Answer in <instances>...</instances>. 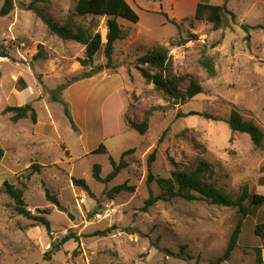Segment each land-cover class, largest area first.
Here are the masks:
<instances>
[{"label": "rangeland", "instance_id": "obj_1", "mask_svg": "<svg viewBox=\"0 0 264 264\" xmlns=\"http://www.w3.org/2000/svg\"><path fill=\"white\" fill-rule=\"evenodd\" d=\"M77 1L14 0L13 11L0 17V52L7 55L0 57V264H209L223 254L240 215L206 200L180 198L142 211L149 192L159 194L155 183L147 184V158L155 151L151 171L157 177L191 172L206 162L212 176L203 183L216 192L236 199L247 186L264 196V149L226 124L237 110L264 133V31L253 29L264 22V0H209L231 13L218 31L207 22L190 26L184 20L192 19L199 0H126L139 22L117 19L125 38L115 42L110 64L101 49L91 67L79 62L85 47L51 34L41 16L72 31L99 33L104 45L108 18L76 15ZM169 20L180 24L179 30ZM189 35L198 40L171 46ZM158 48L168 50L176 87L184 91L194 81L201 94L174 105L145 82L140 68L152 75L157 71L137 61ZM202 51L214 61L212 78L199 64ZM39 53L42 58H35ZM91 70L94 75L82 79ZM26 104L36 111L35 124L13 123L11 114L3 113ZM149 109L148 130L140 135L129 123H141ZM100 145L106 153L93 154ZM131 149L128 167L114 180L92 178L94 165L105 179L110 158L118 162ZM32 164L42 166L41 172L33 174ZM72 179L84 180L95 198L74 187ZM4 182L19 189L25 185L23 200L31 213L50 210L49 233L16 213ZM123 183L134 192L110 198L109 190ZM46 189L57 205L47 201ZM261 212L262 207L254 208L243 221L238 244L223 264H256L255 249L262 243L254 226ZM111 227L115 230L106 236L95 234ZM69 234L78 243L58 245ZM261 257L264 264V248Z\"/></svg>", "mask_w": 264, "mask_h": 264}, {"label": "trees", "instance_id": "obj_2", "mask_svg": "<svg viewBox=\"0 0 264 264\" xmlns=\"http://www.w3.org/2000/svg\"><path fill=\"white\" fill-rule=\"evenodd\" d=\"M31 8V7H29ZM14 9V0H2V6L0 8V17L6 16L11 13ZM74 12L78 16H96V17H107V35L106 43L103 45L101 42V37L99 33L91 35L87 33L84 29L77 27L75 32L72 31L68 26H58L50 18L41 15L42 20L46 24L49 32L56 35L62 41H74L85 47L84 59H80L79 62L84 67H91L94 57L101 51L104 54L107 63L110 64L112 61V55L114 52V44L118 40L125 38L123 31L117 23V19H122L130 23L136 24L139 22V16L135 10L128 4L126 0H78ZM231 14L226 6L213 5L210 4L209 0H199L195 7V12L192 19H184L189 21V25L192 26L194 22H207L211 24L212 30H220L225 23V15ZM166 20L168 17L164 15ZM234 15L232 19H234ZM171 24L175 25L178 30L180 24H177L173 20H169ZM250 29L248 27H243V30ZM253 29L264 31V22L262 25L253 27ZM197 35H189L187 38H180L175 43H171V46L180 47L191 41H197ZM213 46H216L213 44ZM1 58H7V55L0 52ZM35 58H42L39 53ZM138 64L140 66H147L155 69L157 72L151 74L147 69H139L141 76L145 79L146 83H152L154 89L157 92L163 94V99L167 102H172L174 105L182 104L186 100L192 99L195 96L202 93V88L196 82H191L190 85L181 91L176 87L177 79L172 77V63L168 58V50L165 48L155 49L140 59H138ZM199 64L207 72L209 77H214L216 75L215 64L212 57L205 55V51H202ZM94 75V70L90 71V74L85 75L82 79L90 78ZM22 86L24 82L20 80ZM57 101V98L54 97ZM153 110L149 109L144 112L143 120L139 124L129 123L131 129L138 132L140 135H144L148 130L149 117L151 116ZM4 114L10 113V120L13 123H17L20 120L29 119L33 124L37 121V114L35 109L31 104H26L20 107H7L3 111ZM64 113L68 118V121L74 127L73 120L70 116L69 109L67 106L64 107ZM206 119L212 121H221L218 117H212L210 115H204ZM229 129L232 132H237L240 134L247 135L253 146L258 149H264V133L260 130L252 121L244 120L241 114L237 110H231L229 118L226 121ZM106 148L104 145H100L95 149L93 154H105ZM135 152L134 149L124 152L121 159L115 162L110 158V164L112 167L111 172L107 175L105 179L101 177V168L99 165H94L92 170V178L99 183H108L114 180L125 168L128 167V162L125 157L132 155ZM4 157V151L0 145V163ZM155 161V151L149 154L147 158V184L150 185L155 183L159 189V194L154 196L153 193L149 192V197L145 201L142 211H147L158 201L169 202L175 198H180L186 201H197L206 200L211 205H217L224 208L236 209L240 218L238 219L226 245L223 254L220 257L214 259V261L209 264H223L230 260L233 250L236 248L240 235L242 233L243 221L252 214L253 209L262 207L260 221L254 226V235L261 240L262 248H264V196L252 193L249 191L247 186L242 187L240 195L236 199H232L226 195L216 192L210 186L203 183L206 178L212 176L210 171V166L206 162H201L197 168L191 172L187 171H174L169 178H161L154 176L151 171V165ZM43 167L40 165L32 164L30 169L32 173L41 172ZM31 173V174H32ZM29 177V176H28ZM27 177V178H28ZM72 184L74 187L82 189L90 198H95L91 192L87 183L82 179H72ZM5 193L13 200L15 207L14 210L17 214L26 217L31 220L34 227L43 226L45 227L47 233L50 232V222L45 216L51 214L49 209L39 210L36 209V215L31 213V211L26 209L25 202L23 200V189L15 188L7 182L3 184ZM122 192L132 193L134 192V187H129L126 183L114 186L109 190L108 196L113 198ZM45 197L47 201L51 202L53 205L58 204L56 197L51 196L49 190H45ZM248 202V205L245 203ZM115 230V227H111L102 232L95 233L96 235L106 236ZM70 240H74L78 243L79 239L73 235L69 234L63 237L58 245H64ZM58 245H53L54 249H58ZM261 247L255 249L256 251V264H263L261 257ZM47 254V253H46Z\"/></svg>", "mask_w": 264, "mask_h": 264}, {"label": "water", "instance_id": "obj_3", "mask_svg": "<svg viewBox=\"0 0 264 264\" xmlns=\"http://www.w3.org/2000/svg\"><path fill=\"white\" fill-rule=\"evenodd\" d=\"M57 210L63 213L67 214V209L57 206ZM70 220H74V218L71 215H68Z\"/></svg>", "mask_w": 264, "mask_h": 264}]
</instances>
